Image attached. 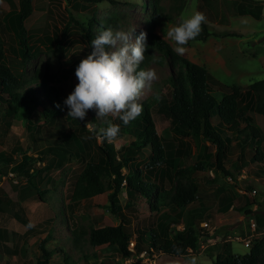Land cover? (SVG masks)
Wrapping results in <instances>:
<instances>
[{
  "label": "trees",
  "instance_id": "obj_1",
  "mask_svg": "<svg viewBox=\"0 0 264 264\" xmlns=\"http://www.w3.org/2000/svg\"><path fill=\"white\" fill-rule=\"evenodd\" d=\"M6 1L9 10L0 15V133L6 130V119L18 112L24 114L25 128L32 139V132H40L42 124L63 128L66 123L68 126L55 137L53 147H45V150L40 151V158L26 154L21 146L1 153L0 180L11 165L10 169L24 178L38 199L43 201L44 192L38 181L40 174L45 175L48 169L46 164L43 167L36 166L37 161L44 163L43 157L47 156V151H52L53 158L60 161L69 156L78 157L85 161V165L73 176L66 195L69 202L66 204L65 217L75 226L72 230L74 240H78L79 235H87L91 246L112 247L128 259L141 254L151 255L156 251L170 255L183 254L188 249L199 251L202 237H209L208 233H202L205 228L200 227V224L206 217L213 218L216 209L200 200L198 173L213 171L210 181L216 183L221 175L231 177L227 168L230 162L238 170L239 167L253 166L255 174L259 176L257 180L261 183L264 181V133L253 124L254 114L264 117V77L244 85H224L208 70L206 64L197 63L185 55H175L173 45L163 38L161 32L160 22L167 20L164 8L160 0H152L151 19L146 29L148 47L139 68L148 66L152 59L151 53L155 50L159 51L160 57L167 56L171 63L180 65L177 72L169 77V95L160 96L157 102L158 111L169 119V130L158 134L152 118V99H143L139 100L143 106L142 114L127 126L118 118H108L120 126V134H127L132 140L119 150L105 140L101 141V147L96 137L86 138L92 134L86 128L85 119L82 123L67 116L68 108L63 103V83L75 73L81 59L75 60L67 68H61L57 75L35 70L29 78H23L28 61L41 52L40 46L30 43L33 38L43 43L59 60L64 58L71 43L76 40L83 44L88 55L91 52L90 42L95 38L92 29L95 20L85 22L71 16L74 27L66 24L64 29L46 21L43 27L36 29L41 35L32 37L25 23L32 14L35 0H18L17 3ZM102 1L73 0L72 7L86 9ZM172 1L170 11L182 12L186 1ZM54 2L49 0L48 4ZM52 14V8L47 6L46 17H52ZM250 14L255 18L260 16V12ZM100 25L99 32L109 27L114 29L113 25L117 23L104 22ZM74 35L78 39H72ZM208 35L206 26H202L197 38L205 40ZM236 35L233 32L223 34ZM215 92H219V98ZM57 104L61 107L57 108ZM33 116L40 119L39 123L33 121ZM88 116L94 125L98 124L94 111L89 110ZM69 124H75L76 127L72 129ZM186 138L194 142L196 149L199 148L198 154H195V150L192 153L195 155V164L188 166L181 164L183 155L191 154ZM210 146L215 149L213 153L209 150ZM19 151L21 155L16 158L15 153ZM142 160H146L144 166L138 164ZM106 192L109 202L107 208L120 221L117 225L94 227L87 232L75 222L74 210L82 200ZM122 192L127 198L123 206L119 202ZM236 196L238 194L234 190L230 197L224 196L220 210L228 211L232 198ZM138 199L147 204L153 215V221L141 228H135L131 218L136 217L133 212ZM184 210L191 225L184 224L176 230L165 224V217L179 224ZM15 217L28 231L33 230L19 213ZM255 221L259 227L264 225L261 214H255ZM42 225L47 232L52 227V218H46ZM10 233L15 234L6 229L0 231V240L8 239L7 234ZM50 235L51 232H47L42 241L45 242ZM131 241L134 242L132 247ZM2 248H6L5 244H2ZM177 248L179 252L175 251ZM39 249L41 255L36 264H47L49 250L42 243ZM67 262L65 256L62 264ZM213 264H264V241L256 240L249 252L240 257L234 256L230 242H221Z\"/></svg>",
  "mask_w": 264,
  "mask_h": 264
},
{
  "label": "rangeland",
  "instance_id": "obj_2",
  "mask_svg": "<svg viewBox=\"0 0 264 264\" xmlns=\"http://www.w3.org/2000/svg\"><path fill=\"white\" fill-rule=\"evenodd\" d=\"M18 2V0H13ZM49 0H35L33 11L25 23V27L33 35L40 36L36 29L43 27L46 21L56 24L59 29H64L66 24L73 26L71 16L76 20L85 21L94 19L93 32L96 37L101 25L104 22H116L113 25L114 31H130L135 39L141 31L146 32L147 25L151 19L152 0H103L100 3L90 5L86 9H74L73 0H55L48 4ZM183 11L175 13L170 11L172 0H160V5L164 8L167 18L161 20V32L168 27L177 25L182 16H187L193 11L202 12L206 17V22L201 25L206 26L209 35L207 39H194L186 45L185 56L195 60L197 63L206 64L208 70L220 80L224 85L248 84L255 79L264 77V0H185ZM43 2V3H42ZM51 7L52 17H46V9ZM9 10L6 0H0V15ZM260 12L259 18L253 17L250 13ZM169 18V19H168ZM74 27V26H73ZM233 32L236 36H223L224 33ZM72 39H78L74 35ZM33 38L30 43H34L41 48V52L31 58L26 66L23 78L27 79L35 70L58 74L61 68L71 66L75 60L86 57L83 44L76 40L71 43L65 53L64 58L59 60L56 55L49 51L43 43H38ZM172 45L173 43L168 40ZM174 47V45H173ZM90 50L92 51L91 45ZM89 54V53H88ZM152 59L145 69H154L157 79L152 83V87L146 88L140 100L152 99V118L158 134L162 135L169 130V119L158 111L159 105L155 97L169 95L171 77L180 68L178 63H171L167 56L160 57L159 51L152 53ZM155 57V61L153 60ZM78 83L75 73L63 83L65 89L64 99L74 90ZM217 98L219 92H215ZM113 118V117H108ZM33 121L38 122L36 116ZM98 121V120H97ZM86 128L94 125V122L86 114ZM26 118L21 112L13 117L7 118L5 122L6 130L0 133V154L9 152L14 147L21 146L26 154L34 158L42 157L41 150L45 147L55 145V137L60 134L65 126H47L42 124L41 131H33V139L25 128ZM41 124V123H40ZM99 124V121H98ZM253 124L264 133V117L254 114ZM70 128L76 127L69 124ZM166 133V132H165ZM132 138L127 134H120L113 144L116 150L123 145H127ZM102 147V140L97 139ZM190 148V155H183L182 165H193L196 162L195 154L199 148H195L194 142L186 138ZM63 145V144H62ZM61 145V146H62ZM45 150V149H44ZM212 153L214 148L210 146ZM47 156L43 157L45 162L37 161L38 167L46 164L47 173L40 174L38 184L43 190V201H40L36 194L26 183L25 179L17 176L9 166L7 174L0 180V198L2 210H0V226L15 234H7L8 239L0 240V264H36L40 259L41 251L39 244L49 250L50 257L47 264H62L67 256V264H187L191 257H196V264H213L216 255L219 253V243L230 242L231 251L235 257L248 253L250 247L256 240L264 241V225L259 227L255 221V214H261L264 218V181L259 182L258 175L255 174L253 166L236 168L227 163L231 177L220 176L216 183H212L211 176L213 171L198 173L197 182L199 185V197L206 205L215 208L213 218L206 217L202 222H208L209 226L202 233H208L209 237H202L200 249L194 252L188 249L179 255L165 254L156 251L151 255L141 254L133 258H123L121 254L112 247L91 246L87 241V235H79L78 240H74L73 229L70 220L66 219V204L69 202L66 195L73 176L80 172L85 161L78 157L69 156L65 160L53 158V152L47 151ZM21 152H16L19 158ZM235 155V153H234ZM142 160L138 164L144 166ZM126 172V170H124ZM232 178V179H231ZM235 191L238 196L232 198L231 207L228 211L220 210L224 196H229L231 191ZM247 198V201L245 200ZM127 201L125 192L120 193L119 202L123 206ZM107 192L82 200L74 210L73 218L78 226L83 227L87 232L94 227L104 225H117L119 219L114 216L108 207ZM136 217H131L135 228H141L148 222L153 221V215L143 200L135 202ZM248 211L249 213H246ZM19 213L33 226L32 231L22 224L15 215ZM52 218V227L47 230L51 235L46 237V228L42 221ZM165 224L174 229H181L184 224L191 225L186 210L179 224L171 221L170 217L164 218ZM200 227L202 225L200 224ZM52 229V231H51ZM22 234V235H19ZM42 241V242H41ZM3 242L6 248H2ZM248 242V246L244 245Z\"/></svg>",
  "mask_w": 264,
  "mask_h": 264
},
{
  "label": "clouds",
  "instance_id": "obj_3",
  "mask_svg": "<svg viewBox=\"0 0 264 264\" xmlns=\"http://www.w3.org/2000/svg\"><path fill=\"white\" fill-rule=\"evenodd\" d=\"M205 22L202 12L193 11L182 16L177 25L168 27L163 38L173 43L175 55L182 56L189 41L200 35L201 25ZM133 31L134 28L114 31L110 27L100 31L90 42L92 51L80 60L75 69L78 83L63 103L68 108L67 116L75 120H84L89 110L96 113L95 119L99 124L88 126L92 135L87 139L94 136L113 143L119 136L120 126L108 117L118 118L127 126L143 112L140 97L146 88L152 87L157 74L154 69L139 68L148 47L147 33L141 31L133 39ZM155 99L159 101L160 96L157 94ZM56 107L61 106L57 104ZM33 226L31 223L28 225ZM175 251L180 250L177 248ZM187 264H196V257H191Z\"/></svg>",
  "mask_w": 264,
  "mask_h": 264
},
{
  "label": "built area",
  "instance_id": "obj_4",
  "mask_svg": "<svg viewBox=\"0 0 264 264\" xmlns=\"http://www.w3.org/2000/svg\"><path fill=\"white\" fill-rule=\"evenodd\" d=\"M202 227H204L205 229L208 228L209 226V223L208 222H202L201 223ZM133 241L130 242V246L132 247L133 246ZM244 245L247 247L248 246V242H245Z\"/></svg>",
  "mask_w": 264,
  "mask_h": 264
},
{
  "label": "crops",
  "instance_id": "obj_5",
  "mask_svg": "<svg viewBox=\"0 0 264 264\" xmlns=\"http://www.w3.org/2000/svg\"><path fill=\"white\" fill-rule=\"evenodd\" d=\"M2 199V198H1ZM1 202H2V200H1ZM2 206H0V210H2ZM5 229V227L4 226H0V231H3ZM12 234V233H11ZM19 235H22V234H19ZM5 243L3 242V245H4Z\"/></svg>",
  "mask_w": 264,
  "mask_h": 264
}]
</instances>
